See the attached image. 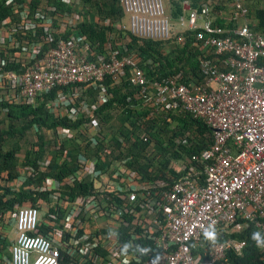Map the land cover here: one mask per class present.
<instances>
[{
  "label": "built area",
  "instance_id": "built-area-1",
  "mask_svg": "<svg viewBox=\"0 0 264 264\" xmlns=\"http://www.w3.org/2000/svg\"><path fill=\"white\" fill-rule=\"evenodd\" d=\"M54 2L70 9L75 3L4 0L10 16L0 20V107L36 109L45 102L50 123L70 126L43 128L39 135L56 151L66 142H77L81 151L76 171L63 180L46 177L28 186L46 193L45 200L35 196V204L9 214L15 239L6 264H235L232 255H244L248 242L240 235L249 226L262 234L257 247L264 260V34L253 30L248 10L236 0L228 26L221 27L211 0L199 8L183 2L176 21L184 31L176 42L182 48L185 34L193 37L202 77L184 81L181 72L149 79L126 41L107 32L104 44L91 42L81 29L86 20ZM119 2L129 25L114 32L170 39L163 0ZM123 82L150 110L147 120L186 115L211 132L199 153L175 164L179 176L171 183L142 176L128 166L130 158L110 156L124 139L105 134L94 114ZM139 138L148 140L145 130ZM176 143L188 146L186 139ZM70 151L58 162L69 160ZM52 160H38L37 171L24 165L18 188L37 172H49ZM86 183L87 193L69 196L65 190L66 184ZM40 209L46 212L42 222Z\"/></svg>",
  "mask_w": 264,
  "mask_h": 264
},
{
  "label": "trees",
  "instance_id": "trees-1",
  "mask_svg": "<svg viewBox=\"0 0 264 264\" xmlns=\"http://www.w3.org/2000/svg\"><path fill=\"white\" fill-rule=\"evenodd\" d=\"M204 1L206 0H171V14L173 17L182 14L183 2H188L191 8H199ZM3 2L4 0H0V20L10 16L9 9L2 7ZM54 4H57L60 9L71 10L68 6L56 2ZM105 7V10L101 11L104 18H109L111 22L119 21L122 18L123 9L119 0H111ZM253 11V14L248 11L249 14L253 15V30L256 33L264 34V6H259ZM214 23L221 27L228 26L220 18H216ZM81 29L83 33L88 35L91 42H98L99 45L106 42L107 32L113 31L111 25L109 27L99 26L93 17L90 22H85L81 26ZM185 35H187L185 46L182 48L176 47L175 51H172L173 54H168L164 51L165 45L169 43L168 40L151 41L138 39L129 33H127L126 47L128 53H136L139 56L140 61L138 65L145 71L149 79L156 76L164 78L167 75L181 72L185 76L184 81L188 80L186 78L188 75L202 80L198 71V55L200 53L197 47L192 45L194 39L190 37V33H186ZM171 55L176 56L172 57ZM9 68H13V65ZM108 83L109 79L106 80V84ZM109 92L111 94L110 99L95 111L94 116L98 119L102 126L101 128L105 127L109 131V127L111 128L110 123L113 121L118 122L117 126L114 127L113 134H121V137L124 139V146L119 142H115V151H111L110 156L114 157L117 154L115 157L117 159L130 158L127 163L128 166L141 173L142 176L151 180L164 179L171 183L172 178L176 179L179 176L175 164L190 159L192 155L199 153L210 142V130L204 123L192 117L186 115L173 116L171 117V122H168L161 115H156L147 120L146 118L150 110L142 108L139 105L140 100L134 95L135 89L128 87L124 82L119 86H114ZM52 97H54V93L46 98ZM92 97L94 98L93 94L91 95V101H88L89 103L94 100ZM5 106L2 105L0 110ZM6 108L5 116L9 121V126L8 130L0 131V178L2 179V175L6 174V180L9 182L18 177V153L21 149L20 141L18 140L23 138L26 131L33 127L41 131L43 128L51 129L57 125L69 127L70 124L65 120L52 121L50 123L45 102L40 103L36 109L31 106L11 105L6 106ZM174 123L175 125L173 126ZM76 125L73 124L71 126L74 127ZM142 130H145L148 134L146 142L139 138ZM190 133L193 134V138L187 135ZM182 137L187 140L188 146L176 143L177 139L183 140L181 139ZM15 138L18 140L13 142L12 146L6 148L7 139ZM38 140L37 149H34V147L27 148L24 161L21 165L31 166L37 171L36 162L49 155L53 159V168L51 167L49 172L45 174L37 172L34 177H30L19 188L0 184V221L6 218V214L12 213L15 206H22L26 202L35 204V196L42 200L46 199V193H38L29 189L28 186L30 184L38 180L42 181L46 177L63 180L77 169L76 157L81 151L78 144H76L77 142H74L71 148H69L71 150L69 160H64L61 163L58 161H60L63 151L67 147L66 144L60 145L59 150L55 151L54 154H48L47 146L43 143L44 139L41 135H39ZM152 143L155 144L156 150H149ZM65 190L69 196H73L89 192L91 186L88 183L71 186L66 184ZM240 237L246 238L248 245L243 256L232 255L234 263L264 264L261 252L257 247V242L261 240L262 234L255 230L253 226H249V229L243 235H240ZM3 240L4 237L0 233V257L7 244ZM0 263H2L1 260Z\"/></svg>",
  "mask_w": 264,
  "mask_h": 264
},
{
  "label": "rangeland",
  "instance_id": "rangeland-1",
  "mask_svg": "<svg viewBox=\"0 0 264 264\" xmlns=\"http://www.w3.org/2000/svg\"><path fill=\"white\" fill-rule=\"evenodd\" d=\"M50 1L53 2L55 0H50ZM74 1H75V3L71 6V9L73 11L79 13V15L82 16L86 20V22L90 21L92 17L99 26L106 27V23L109 22V24L111 25V28L113 29V31H111L112 34L117 35L118 38L120 40H122L123 42H125L126 39H128L127 31L125 29L121 28L119 33L114 32L120 27H128V25H129L128 15L123 14L122 18L119 21L111 22V20L109 18H104V16L101 13V11L105 10V8H106L105 6H107V4L110 3L111 0H90V1H88V0H74ZM246 1H247L248 5H255V4L260 5V3L263 4V0H246ZM170 2H171V0H163L165 11L167 12V14H169V17H170V39L168 40L169 43H167L165 45L164 51H165V53L173 54L172 51H175L176 47H178L177 42H176L177 36L184 31V28L180 27V25H178V23L176 21V17L172 16V14H171L172 4ZM233 2H234L233 0H211V5L209 8L211 10V13L215 14V15L219 14L220 12L221 13H227L230 11V7L233 4ZM241 2H242V0H241ZM96 3H97V5H96ZM98 3H99V5H98ZM171 56L175 57L176 55H171ZM117 124H118L117 121L111 122L110 123L111 128L109 127L110 131L104 127L103 129L105 130V134H107L108 136H112L113 131H114V127H116ZM174 125H175V123L173 124V126ZM8 126H9V121L7 120L5 114L0 112V130H6V129L8 130ZM35 129L36 128H32V129L26 131L24 134V137L19 142L20 148H21L19 153H18V156H19V164H18L19 175L22 174L21 168L23 167V165H21V164L24 161L25 152H26L27 148L34 147V149H37V144L39 143V140H38L39 134L35 131ZM43 135H44L43 143L47 146V153L48 154H54L56 151L54 148L55 144L52 141L47 140L45 134H43ZM187 135L190 138L194 137L192 133L187 134ZM183 138L184 137H182L181 139H183ZM15 140H17V138L7 139L6 148H9L10 146H12V143L15 142ZM177 140H180V139H177ZM64 144H66V146H67L66 149H69V148H71V145L74 144V142H66ZM188 145H189V143H188ZM149 150H151V151L156 150L154 143H152L150 145ZM25 178H26V180L28 179L26 175H25ZM41 182L42 181L38 180L35 184L40 185ZM0 184L5 186L7 183H6V181L0 179ZM7 185H10L13 188H18L17 182H14L12 184H7ZM26 203L28 204L29 202H26ZM45 217H46L45 210L40 209L38 211V220H40L42 222ZM6 231L8 233L7 234L8 243H10L11 241H14V239H15V227L13 226V222L11 219H5L4 218L3 220L0 221V233L4 235V234H6ZM6 256H10V249H6Z\"/></svg>",
  "mask_w": 264,
  "mask_h": 264
},
{
  "label": "crops",
  "instance_id": "crops-1",
  "mask_svg": "<svg viewBox=\"0 0 264 264\" xmlns=\"http://www.w3.org/2000/svg\"><path fill=\"white\" fill-rule=\"evenodd\" d=\"M234 2L236 1V0H233ZM243 2V3H242ZM242 2H241V0H240V3L244 6V7H246V9L248 10V11H250V12H252V14H253V10H255V8H257V7H259V6H264V0H263V4L262 3H260V5H258V4H255V5H248L247 4V1L246 0H242ZM231 12H232V7H230V11L229 12H227V13H221L220 12V14L219 15H217L216 14V17H218V18H220V20H223V21H225V20H228V18H229V16H230V14H231ZM249 16H250V18H252L253 17V15H251V14H249ZM33 128H35V127H33ZM0 131H3V130H0ZM35 131L39 134L41 131H38L37 129H35ZM44 133V132H43ZM40 134H42V133H40ZM24 137V136H23ZM22 139V138H21ZM21 139L20 140H18V141H21ZM17 140H15V141H17ZM18 171H19V167H18ZM17 171V172H18ZM3 177H2V180H4V181H6V183L7 184H12V183H14V182H16V180H17V178H15L14 180H12V181H9V182H7V176H6V174H3L2 175ZM18 176H19V172H18ZM1 179V178H0ZM26 205H27V203H25ZM5 219H11L10 217H9V214H6V218ZM12 220V219H11ZM12 222H13V226H14V221L12 220ZM7 231H6V234H2L3 235V237H4V242L5 243H7L6 244V248H5V252L3 251L2 252V255H1V257H0V260L2 261V263H0V264H6V261L8 260V258H9V256H6V249H10V246H11V244L13 243V241H11L10 243H8V240H7ZM5 253V254H4Z\"/></svg>",
  "mask_w": 264,
  "mask_h": 264
},
{
  "label": "clouds",
  "instance_id": "clouds-1",
  "mask_svg": "<svg viewBox=\"0 0 264 264\" xmlns=\"http://www.w3.org/2000/svg\"><path fill=\"white\" fill-rule=\"evenodd\" d=\"M10 257V256H9ZM9 259V258H8Z\"/></svg>",
  "mask_w": 264,
  "mask_h": 264
}]
</instances>
